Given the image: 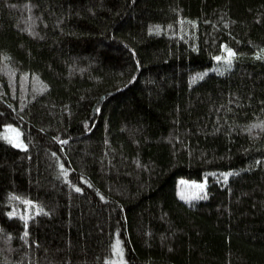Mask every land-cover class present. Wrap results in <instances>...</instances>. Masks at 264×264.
I'll use <instances>...</instances> for the list:
<instances>
[{
  "label": "trees",
  "instance_id": "16d2710c",
  "mask_svg": "<svg viewBox=\"0 0 264 264\" xmlns=\"http://www.w3.org/2000/svg\"><path fill=\"white\" fill-rule=\"evenodd\" d=\"M261 49L264 0H0V264H264Z\"/></svg>",
  "mask_w": 264,
  "mask_h": 264
},
{
  "label": "snow or ice",
  "instance_id": "6c2138e0",
  "mask_svg": "<svg viewBox=\"0 0 264 264\" xmlns=\"http://www.w3.org/2000/svg\"><path fill=\"white\" fill-rule=\"evenodd\" d=\"M151 31V29H150ZM221 48L223 50V53L222 55H217L215 56V59L217 61H220V60H224L228 63V66L231 67V64H232V59L233 57L236 56V51L231 48V47H228L227 44H222L221 45ZM264 52V49H261L260 52H257V53H254V55H257L259 56L260 58L264 59V56L261 55V53ZM262 126H264V124H262ZM4 128L5 129H14L15 130V136L14 137H10V140L13 144L16 145V147H24L26 148L27 145L23 142V140L20 139V131L19 129H16L14 125H11V124H6L4 125ZM61 168L64 167L63 164L60 165ZM65 177L67 178V174L65 173ZM228 177V173H224V178L225 180L227 179ZM85 183H87V181L85 180ZM193 183H196V182H193ZM204 183H198L196 184V188H197V193H194V195L198 194L199 190H202L204 188ZM75 187V185H74ZM82 189L80 188H77V191H81ZM10 196H13L15 197L16 199H20V197L18 196H15V194H9ZM185 199H188L189 197H184ZM24 204L26 206H31V205H35L36 206V209L37 211H43V209L36 204L35 201H31L29 199H25L24 200ZM25 211H28V208L25 209ZM16 215L15 211H10L8 212V216L9 217H12ZM25 219V229H27V217H23ZM27 231H25L23 233L24 236H27ZM112 251H113V258L108 261V264H126V261L124 260V256H123V247H122V242L119 240L118 236L117 238L113 241V244H112Z\"/></svg>",
  "mask_w": 264,
  "mask_h": 264
},
{
  "label": "rangeland",
  "instance_id": "374dc122",
  "mask_svg": "<svg viewBox=\"0 0 264 264\" xmlns=\"http://www.w3.org/2000/svg\"><path fill=\"white\" fill-rule=\"evenodd\" d=\"M15 134H16L15 130H12L10 132V135L12 137H14ZM182 183H183L182 193H185V190H188L190 192V194L197 193V188H196V184H198L197 182L193 183L192 181H183ZM26 208H28V211H25ZM34 211H36V206L35 205H31V206L24 205L23 208L17 209L16 213H20L21 212V213H23L26 216V215L34 212Z\"/></svg>",
  "mask_w": 264,
  "mask_h": 264
}]
</instances>
